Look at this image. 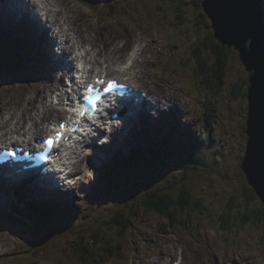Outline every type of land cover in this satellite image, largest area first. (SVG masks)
Segmentation results:
<instances>
[{
  "label": "rangeland",
  "instance_id": "374dc122",
  "mask_svg": "<svg viewBox=\"0 0 264 264\" xmlns=\"http://www.w3.org/2000/svg\"><path fill=\"white\" fill-rule=\"evenodd\" d=\"M63 1L66 4L60 7L59 2L56 0L57 8H55V11L56 13L60 11L61 23L65 27L69 25L74 27L76 21H80L81 25L86 27H81L85 30L84 34L86 35L91 34V32H87V29H92L96 24L100 25L99 31H96L98 35H102L103 37L105 35H122L120 45L122 52H124L125 60L108 62L103 58L101 62L104 60L105 64L111 69V65L116 61H128L132 63V54L137 52L140 55V59L146 60V63H144L146 78L139 76L143 80L139 81V83L144 84L147 89L149 87L155 89L157 94L162 97L167 93L178 97L175 99L176 106L168 107L163 103V110H166L171 117L175 115L180 116V121L182 122L180 123L185 125V131H180L181 134L186 135L185 140L188 139L187 137L189 135L198 140L199 144L203 141L205 143L207 141L206 137L211 139V143L208 145L209 147H205L199 156L201 161H199V167L197 169H193V167L187 169V166L177 163V166L182 167L184 170L174 171L177 167H170L167 174V181L164 182V185L168 188L175 187L174 190L173 188L171 190L176 195L182 189L192 190L195 197L204 201L206 210L204 211L203 209L202 211L205 213H201L198 216L191 214L189 218L194 221H192L193 224L187 223L188 229L176 226L171 231V236H165L160 233V227L165 223L167 224L168 220L156 211H141L139 213L141 220L136 230L140 246L137 247V251L129 252V254L133 255L132 260L117 258L115 264H146L149 261H155V263H157L156 261H161V263H164L174 252H178V255L173 258V264H195L191 253L198 252L202 253L204 259L210 260L213 264H264V220H258L259 212L264 209V204L256 192H254L256 194L255 197L248 194L250 192L249 189L253 188L249 185L241 169L242 159L244 158L248 141L246 130L248 105L250 102L247 100V93L244 97L234 95L236 83H243L249 77V73L240 60L239 52L226 46L230 56L226 71V83L221 88V92L217 97L218 103L216 102V105L219 106V109L218 111L216 110L215 123L213 127H210L211 130L208 131L207 126L204 127L206 124L205 118H208L209 121L211 117L213 118L215 97L212 100L211 108L213 110L211 109V112L209 110L210 106L206 110V107L195 98L198 95V88L195 82V71L193 70L194 57L191 52L193 48L190 44L192 37L194 38L196 34V31H193L194 27L199 29L200 32L198 33L202 35L208 31L206 30L205 32L199 25L197 27L196 23H198V16L201 11L191 2L192 0H182V6L185 7L183 16L185 17H183L181 23L186 19L183 25L175 22V17L172 14L175 8L174 5L170 8L164 7L166 5L165 1L175 4V0H132L134 2L131 15L120 18L119 20L117 15L116 20L113 22L112 19L105 17V13L90 12L89 9L85 6L83 7L76 0ZM160 3H163V6ZM67 7L71 9V12ZM162 8L164 10L166 8L167 12L165 14L162 12ZM61 9H64L66 13H71L72 19L67 20L68 23H66L65 17L62 14L64 12ZM0 17L5 18L2 14H0ZM10 19L13 20V17H10ZM73 19H76V21ZM132 22L136 27H141L142 25L143 27L138 30L134 28L132 31H128L127 34L118 29V25L123 27L125 25H131ZM0 33H5L1 25ZM76 34L74 37L71 35V38L80 41L81 36L78 33ZM153 37L155 38V42L152 43ZM22 39L25 43L31 41L28 38ZM94 39L95 45L85 43L84 50L87 48L91 56L96 55L98 52L100 54H106L105 46L101 43V38L95 36ZM42 41L45 43L46 37ZM135 41H139L142 45L139 46ZM189 53H191V56ZM32 54L36 58L37 53L33 52ZM33 56L28 64L25 63L24 69H19V74H16L18 77L25 78L24 81L19 80L17 83H8V85L0 86V122H3L4 118H11L10 114L17 110L20 104L25 105L23 97L19 94L21 89L19 85L22 84L25 86L26 83H34L33 86L35 88H33L32 93L35 94V89L41 82L53 79V77L50 79L51 75L46 77L44 75L45 72H43L44 79L42 81H40L36 74L35 76L29 74L30 65L35 67V70L32 68L34 71L38 70L40 66L34 62L35 59H33ZM152 58L155 60H152ZM6 61L11 64L9 60ZM47 63L49 64V62L44 64L46 65ZM59 65V62L55 63L54 67H59ZM148 72L150 76L147 75ZM158 75H161V77H158ZM162 76L165 77V81L168 84L148 81V79L152 78L160 79ZM129 77L131 78L130 74ZM37 102L39 103L40 101ZM161 112L162 110L159 111V113ZM43 115L44 113L41 116ZM9 123L10 125H14V123L11 124V120ZM156 126L155 123L151 124V126L142 125L143 129L132 140L136 144L143 143L145 138L147 140L149 137L148 127L150 131ZM5 130L6 128H0V134ZM159 130L151 132L150 135H153ZM13 132L14 130L10 131L7 136L11 137ZM160 136L163 138L162 134ZM109 140L111 141L112 138H107V141ZM128 140L129 131L127 130L124 132L122 143L125 144ZM136 140H139V142ZM102 141L99 140V142ZM110 141V145L107 144L108 154L106 152V155L103 156L106 158V161L112 157L115 151L117 152ZM132 143L129 142L127 145H136ZM94 144H96L95 141L83 148V145L81 146L82 150L79 155L81 165L75 171L73 176L75 179L72 181L75 183V193L87 194L89 186H91L90 184L97 182L101 178L99 170L103 165V161L96 162L92 160L93 154L97 150V146H99L97 145L94 150L92 147ZM139 147L144 148V146L136 145L130 146V149H138ZM109 155L111 156L109 157ZM88 167L92 169L89 173H87ZM161 182H158V184H161ZM69 189L73 190L71 187H68V190L65 191H70ZM2 191H0V211L4 209L5 215L3 216L2 214L0 225H4L13 233V238L15 239L13 251L18 246L24 248L29 245L30 248L28 249H30V252H25V255L29 254L26 260L30 264L32 263L30 258L37 264H47L50 255H54L57 252H53L54 250L50 251V249L41 250L43 245L39 241L37 242L38 238L35 234L16 231V229L22 227L21 220L26 217L22 214V206L14 210L12 204L10 205V199L5 197L6 195H2ZM229 206L230 208H228ZM226 209H230L234 219L238 220L236 227L229 232L223 230L217 220V214ZM241 213L244 216L241 217ZM6 215L10 217L13 215L15 219L11 221L9 220L10 218H5ZM69 234L72 235L71 233ZM25 241H27L28 245ZM132 243V241H129L127 245ZM184 249L187 250V254L183 253L182 255ZM12 252L8 254L10 258ZM168 254L169 256H167ZM69 255H72V253ZM74 257H77V255L74 254ZM231 257L235 261L225 262ZM238 258L240 260H237ZM57 264L62 263L58 262Z\"/></svg>",
  "mask_w": 264,
  "mask_h": 264
},
{
  "label": "bare ground",
  "instance_id": "6f19581e",
  "mask_svg": "<svg viewBox=\"0 0 264 264\" xmlns=\"http://www.w3.org/2000/svg\"><path fill=\"white\" fill-rule=\"evenodd\" d=\"M57 1L59 2L60 7H62L64 4H66V2H64L63 0H57ZM25 2H27V3H25ZM34 4L31 1L28 2L25 0H21V7L17 8V6H15L16 4H14V1L12 0L11 3H9V8L11 9L9 11V13L11 12V15L17 14V17H15L13 15L15 17V18L13 17V21L10 18H9V20H6L4 22V27L8 31H15L16 32V33L14 32L15 34L12 36V38L14 39L13 41H14L15 45L18 46L19 48H21V45L19 43H25L22 38H28L29 40H31L29 43H31V42L35 43L34 44L35 46L34 45L32 46V50H33V52L37 53L36 58L31 54L30 51H29V58L31 60V57L33 56V59H35L36 64H38V66L40 65L39 69L36 70V75L38 76V78H40V81H42L44 79L43 78V72H45L44 75L46 77H49V75H51L50 79L53 77L54 73L57 70L56 67H54V64L58 63L59 60H62L65 62V65L67 66V70H69L68 72H70V68L71 69L76 68L81 64L83 65V67L81 69L84 68V71H87L88 73L96 69L95 67H89L88 65H86V60L89 59L86 56L88 54V52L86 50L84 51L81 48L76 47V44L74 42L68 43V40H70L71 35L74 37V35H77L76 33H78L81 36L80 43L82 46H85V43H87L89 45H90V43H91V45H95L93 39L95 38V36L100 37L102 45L105 46L106 54H103V55L105 56L107 61H109V60L115 61V60H122V59L125 60L124 59V57H125L124 52H122V47L120 45V38H122L121 37L122 35H120V34L117 36L105 35L103 37L102 35L97 34L96 31H99L100 27L96 26V25H94L92 29L88 28L87 32H91V34L89 33L88 35H86V34H84L85 30L83 28H81L84 26L81 25L80 21H76V19H73L74 21H76V25L74 27H71L70 25L68 27H65V25L61 23L62 19L59 16L60 11L58 13H56V11H55V8H57L56 0H41L40 1V3L38 4V6L40 8L39 10L44 11V15L42 18L43 20H42L41 17L38 15V13L35 11V9L33 10V6L35 7ZM7 8L0 9V13L5 15ZM67 8L71 12V9L69 7H67ZM61 11L64 12L62 14L65 17L66 23H68L67 20L72 19V15H70L71 13H66V11L64 9H61ZM122 11H124V10H122ZM35 16H37L36 18L37 19L39 18L42 22L45 20L44 16H46L48 20L45 21L44 24L39 23L40 25H36L34 22ZM49 16H51V18H49ZM25 17H27V18L25 19ZM263 17H264V15H263ZM109 18L112 19V22L116 20V16H110ZM26 20L29 23L26 24L25 27H21L20 23H24ZM18 22H20V23H18ZM142 27H143V25L141 27H138V26L136 27L135 24H133V22L131 23V25H125L123 27L118 25V29L121 30L123 33H126V34L128 31H132L134 28L138 30ZM84 28H86V27H84ZM56 36L62 38L61 43L66 48L65 52L56 53V52H58L56 50V45L58 44ZM45 37H46V43H44V41H42V40H44ZM9 40L10 39H7V41H9ZM135 42L137 44H139V46L142 45L139 41H135ZM153 42H155L154 37L152 38V43ZM78 45H79V40H78ZM98 56H100L99 53L94 55L93 56L94 61H92V62H94L96 64H101L99 62L100 58ZM91 59H89L87 61H91ZM152 60H155V59L152 58ZM46 62H49V64L47 63L45 65L44 63H46ZM144 63H146V60L140 59V55L137 52H135L132 54V63L129 65V62L125 61L123 63V71L121 72L122 75L130 74L131 78L125 79V81H129V80L133 79V81H135L134 86H136V88L138 87L139 89H142V88L147 89V87L144 84L139 83V81H143L142 79H140L139 76H141V77L144 76L146 78V71H145ZM47 65H48V67H46ZM40 68H42V70H40ZM86 68H88V69H86ZM106 68L108 69L109 66H106ZM48 71H51L52 73L48 72ZM29 74L31 75L30 72H29ZM85 75L89 76L88 74H85ZM147 75L150 76L149 72ZM158 77H161V75H158ZM88 78L89 77H87V79ZM196 78H197V76H196ZM149 80L154 82V83L168 84V82L165 81V77H163V76L160 79L152 78V79H148V81ZM33 84H32V82H30V83H26L25 86H23L22 84L19 85L21 89H20V91L19 90L18 91H19V94L23 97V99L25 101V105L20 104V106L17 108V110H15L12 113V114L17 113L16 118H21L22 120L27 121L26 122L27 128L30 125H33V124H30L31 120H29V117L36 118V116L39 114L40 106L38 104L36 105L37 101H40L41 107L44 108V111H47V110H49L50 112L53 111L54 108H53V106H51L47 102V98L49 96H51L52 94H56L57 91L60 89V86H62L64 84V82H63L62 77L60 75L59 76L56 75L50 81L47 80V81L41 82L36 87L35 94L32 93L33 88H35L33 86ZM17 88H19V87H17ZM147 90H148V97L145 100H147L150 97V101H148L146 103L145 100H142V102H140V103H135L133 105V108H132V109H135V114H137V115L141 114V117H143V118H141L142 122L141 123L140 122H130L129 129L128 128L126 129L124 127L125 123L120 124L121 126L118 125L119 128L113 134L115 136L114 137L115 138L114 144H115L116 148L119 146L120 141L124 137L125 131H127V130L129 131V138H131V137L135 136L136 134H138L143 129L142 124L144 122H146L147 119H149L148 116L152 117L150 115L149 110L161 109L163 103L166 104L168 107L176 106L175 99H177L178 97H174L173 94L167 93L162 97V96L158 95L157 91L153 88L149 87ZM62 92L63 91L60 90V91H58V94L60 95V94H62ZM61 97L63 98V96H61ZM64 98H67V97H64ZM247 100L249 101L248 92H247ZM66 109H67V106H66ZM11 118H12V120H14L13 119L14 115H12ZM22 120L20 122H22ZM33 120H34V126H35L33 133L36 136L42 135L44 133L43 131L47 127L46 124L44 122H41L38 120L35 121V119H33ZM151 124H154L153 121L150 122V125ZM165 126H168V125L165 124ZM0 127H1V125H0ZM92 131L95 133V130H92ZM161 134L163 136V139H166V140L168 139L165 135L164 130L160 131V135ZM86 135L89 136V132L86 133ZM246 135H247L248 140H249V135L247 133H246ZM1 137H3V135H1ZM90 137H93V136H90ZM78 142L80 145L82 144L81 139ZM129 142L130 141H128L127 143H129ZM76 143L77 142H75V144ZM205 143L207 144V142H205ZM80 145L78 148H80ZM108 145H110V143H108ZM111 145H113V144L111 143ZM64 151L67 152V155H69V157L71 158L70 161L67 159L63 160L64 165H66V166L68 165L67 168L64 170V172L71 165V161L73 162V164L75 163V166L79 165V167H80V165H81V160L79 159L80 151H78L77 149H74V145H71L70 149L66 148V150H64ZM106 151H107V143L103 146H101V145L97 146V150L94 152L92 160L96 161V162L102 160L104 158L103 156L106 155L105 154ZM110 156L111 155H109V157ZM242 161L244 162V159ZM79 167H77V168H79ZM91 170L92 169L88 167L87 173H89ZM41 178L44 179V181H42V183H38V182L34 183L35 184L34 186H37L38 190H42L41 193L39 194V196H50L51 197L50 201H53L54 200L53 198H59L63 201L65 200V196L62 192L64 186H62V185H66L68 187H71L72 189L75 187V183L71 182L72 180H70V178L68 180L71 183H69V184L63 183L62 185H61L60 181L54 179L53 177H50L49 175H47L45 173H43L41 175ZM18 183L19 182H16V181L9 182L8 187L4 184H0V191L2 189H4V192L2 194L6 195L5 197L14 200V201L11 200V203H14V207H13L14 209L18 208V206L16 204L22 203V202L26 201V199L27 200L28 199L29 200L35 199V198H30L31 196L29 194L21 196L20 194H23L25 191H21L20 188H15L18 186ZM46 183L50 184V186L43 187V185H41V184H46ZM60 185H61V188L59 189L58 187ZM51 191H57V193L54 194ZM51 194H53V195H51ZM35 196H37V195L33 194V197H35ZM69 198H70V196H69ZM73 206H74V208H77L76 207L77 205L75 203H73ZM117 209H119V208H117ZM1 216H2V214L0 213V218H1ZM5 218L8 219L9 217L6 215ZM72 220H74V219H72ZM0 234H2V235H0V264H4V263L5 264H12L15 261H12V257L9 259L8 253L13 251V246L15 243V239L13 238L14 237L13 233H11V231L8 230L4 225H3V227L0 225ZM192 251L194 252L193 249H192ZM183 253L187 254V250L184 249L182 252V255H183ZM176 255H178V252L172 253L170 255L169 259H167L164 263H161V261H156L157 263H155V261L154 262L149 261L146 264H173V258ZM167 256H169V254ZM191 256L194 258L195 264H213L210 260L204 259L203 254L200 252L191 253ZM237 260H240V259L238 258ZM233 261H235V260H234V258L231 257L230 259H228L225 262L229 263V262H233Z\"/></svg>",
  "mask_w": 264,
  "mask_h": 264
},
{
  "label": "trees",
  "instance_id": "16d2710c",
  "mask_svg": "<svg viewBox=\"0 0 264 264\" xmlns=\"http://www.w3.org/2000/svg\"><path fill=\"white\" fill-rule=\"evenodd\" d=\"M77 2H80V4L94 13H107L109 17L120 14L118 12L119 10L117 11L118 4L115 1L78 0ZM174 2L176 3L172 4L169 2L164 7L170 8L174 5L175 8L172 14L175 17V22L183 25L186 21L185 19L181 23L183 17H185L183 16L185 7L182 6V0H175ZM191 2L201 11L198 16V23H196L197 27L199 25L205 32L206 30L208 31L202 35L198 33L200 32L199 29L193 28L196 34L194 38L192 37L190 44L193 48L191 52L194 57L193 68L196 70L195 75L200 84L209 88L214 95H218L226 83V71L230 60L229 51L215 38L213 29L211 28V21L203 11V0H192ZM162 12L165 14L167 12L166 8ZM6 51V48L0 47L1 55H5ZM189 55L191 56V53ZM4 68L8 69V66L4 65ZM1 80L2 78H0ZM244 82L236 83L234 95L241 97L246 95L248 80L246 79ZM211 102L209 105L212 104ZM211 109L210 107V112ZM184 154L187 155L186 152ZM138 161L142 167L145 166L143 159L138 157ZM183 162L182 164L187 166L186 160H183ZM124 175H127V171L121 166L107 167L104 185L100 188L98 187V191L91 198L100 210L107 211V214L113 217L109 225L111 227V236L104 237L101 234H94L90 237L91 239L89 241L85 237L57 238L54 240L37 237V242L39 241L43 245L41 250L50 249V251L54 250L53 252L60 254L68 252L72 253L73 256L76 254L77 257H73L72 255L68 257L72 259L73 264H105L115 258L126 259L127 242H134V222L136 218H140L139 213L141 211H156L165 217L168 220V223L165 224L166 231H172L176 226L188 229L187 223L193 224L192 221H194L189 218L191 214L198 216L201 213H205L202 211L203 209L204 211L206 210L204 201L195 197L191 190H182L178 195H173L170 190L162 187L158 188L155 192L147 193V182L145 180L136 176H130L132 178L131 180L122 182L119 179ZM141 182L143 185H139ZM249 191V195L256 196L253 189H249ZM259 214L258 220H264V209ZM242 216H244L243 213H241ZM217 220L222 229L228 232L232 231L238 223V220L234 219L230 209H226L217 214ZM103 237L104 240H102ZM130 246H133V243ZM28 252H30V249L26 253ZM69 261V259H65L66 264Z\"/></svg>",
  "mask_w": 264,
  "mask_h": 264
},
{
  "label": "water",
  "instance_id": "95a60500",
  "mask_svg": "<svg viewBox=\"0 0 264 264\" xmlns=\"http://www.w3.org/2000/svg\"><path fill=\"white\" fill-rule=\"evenodd\" d=\"M203 7L212 21L215 38L234 48L248 77L247 142L242 170L249 184L264 203V17L261 0H204ZM254 34V51L238 42L243 30Z\"/></svg>",
  "mask_w": 264,
  "mask_h": 264
},
{
  "label": "snow or ice",
  "instance_id": "6c2138e0",
  "mask_svg": "<svg viewBox=\"0 0 264 264\" xmlns=\"http://www.w3.org/2000/svg\"><path fill=\"white\" fill-rule=\"evenodd\" d=\"M39 2V0H37ZM254 34L252 31L243 30L239 34L238 42L243 45L247 44L246 53H251L254 51ZM78 67L82 68L83 65H79ZM95 83L92 81L78 82L76 80V73L75 69H70V75L68 79V87H67V102L68 107L67 111L69 113L74 114L75 116L79 117H85L86 116V107L87 104L90 108L96 109L97 108V102H100L102 100H106L107 94L112 91V89L117 87H124L123 84L119 83L115 78L113 77H107L105 79H100L99 77H95ZM75 84V98H73V91L74 89L71 87V85ZM99 84L100 87L97 88L96 85ZM68 119L71 121L73 120V116H69ZM66 127V125L63 123V118H58L56 121V130L47 135L46 137H43V144L41 145V148L44 146H47L49 149V152H51V149L53 146H55L56 141L61 139L63 137V133L59 131V129ZM19 147L18 145L13 144L11 147L4 148L3 146H0V151H4L7 155L15 157L16 151L15 149Z\"/></svg>",
  "mask_w": 264,
  "mask_h": 264
}]
</instances>
